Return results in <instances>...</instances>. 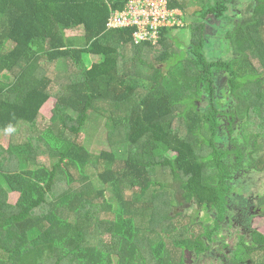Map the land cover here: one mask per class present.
Here are the masks:
<instances>
[{
    "label": "trees",
    "instance_id": "1",
    "mask_svg": "<svg viewBox=\"0 0 264 264\" xmlns=\"http://www.w3.org/2000/svg\"><path fill=\"white\" fill-rule=\"evenodd\" d=\"M131 1L0 0V264H264V0H200L187 49L109 28Z\"/></svg>",
    "mask_w": 264,
    "mask_h": 264
},
{
    "label": "rangeland",
    "instance_id": "2",
    "mask_svg": "<svg viewBox=\"0 0 264 264\" xmlns=\"http://www.w3.org/2000/svg\"><path fill=\"white\" fill-rule=\"evenodd\" d=\"M186 1H187L186 5L188 7V15L183 16L182 20H183L184 27L178 30L177 32H175V35L179 38L180 42H184L183 43L184 49H187L188 46L190 45V39L192 35L190 26L193 24L194 19L199 18L198 12L201 10V7H202L200 4L202 0L201 1L200 0H186ZM239 8L241 10L242 19H246L247 17L250 16L251 7H250V3H248V0H239ZM210 19L212 18L210 17ZM208 24L210 26H208L207 28V33L209 31H212L213 29V24H214L213 19L209 20ZM205 32H206V26H205ZM66 33L69 38L75 39L77 41L83 39L86 35V31L84 27L69 29ZM223 48H226V47H223ZM227 50L229 52L228 47H227ZM179 51H180V48H178V52ZM215 55L217 54L215 53ZM229 55H230V52H229ZM100 57L101 56L95 57L93 55L91 56L89 55V56H86V59L92 63H95V62L100 61ZM56 106H57V99L53 98L42 109V112H43L42 114L46 118V124L52 120L54 116V109L56 108ZM105 124H106L105 120H101L95 123L93 122L89 125L90 127L86 129V131L83 132V134L81 135L80 142L86 147H88L93 152V154L96 156L101 155V153L104 150L111 149L109 141L107 139V131L105 128ZM9 142H10V134L7 132L1 133L0 144L8 146ZM87 173L90 177L93 178V181L97 187L103 188V184L98 177V174L100 173L99 169H97L96 167L90 166ZM246 178L248 179L246 184L252 185V187H250V190L251 189L254 190L253 191L255 192L254 194H261V193L264 194V172L261 174H255V173L249 172ZM242 187H244V185L238 186L239 189H241ZM246 192H249V189L246 190ZM16 198L17 197L14 195L13 200H15ZM251 225L253 228L264 233V211L256 213L254 215L251 221Z\"/></svg>",
    "mask_w": 264,
    "mask_h": 264
},
{
    "label": "built area",
    "instance_id": "3",
    "mask_svg": "<svg viewBox=\"0 0 264 264\" xmlns=\"http://www.w3.org/2000/svg\"><path fill=\"white\" fill-rule=\"evenodd\" d=\"M182 26V13L170 8L169 0H132L124 10L114 12L109 22L114 29L137 27L134 37L138 43H156L162 28Z\"/></svg>",
    "mask_w": 264,
    "mask_h": 264
},
{
    "label": "clouds",
    "instance_id": "4",
    "mask_svg": "<svg viewBox=\"0 0 264 264\" xmlns=\"http://www.w3.org/2000/svg\"><path fill=\"white\" fill-rule=\"evenodd\" d=\"M175 9H178V8H175ZM178 10H180V9H178ZM181 11V13H182V19H183V16H184V13H183V11L182 10H180ZM183 21V20H182ZM184 27V24H183V26H182V28Z\"/></svg>",
    "mask_w": 264,
    "mask_h": 264
},
{
    "label": "flooded vegetation",
    "instance_id": "5",
    "mask_svg": "<svg viewBox=\"0 0 264 264\" xmlns=\"http://www.w3.org/2000/svg\"><path fill=\"white\" fill-rule=\"evenodd\" d=\"M213 31V30H212Z\"/></svg>",
    "mask_w": 264,
    "mask_h": 264
}]
</instances>
